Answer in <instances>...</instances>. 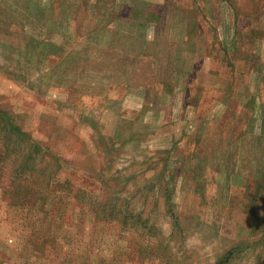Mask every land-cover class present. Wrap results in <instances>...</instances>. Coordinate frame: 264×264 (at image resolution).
Returning <instances> with one entry per match:
<instances>
[{
    "label": "rangeland",
    "instance_id": "374dc122",
    "mask_svg": "<svg viewBox=\"0 0 264 264\" xmlns=\"http://www.w3.org/2000/svg\"><path fill=\"white\" fill-rule=\"evenodd\" d=\"M0 108V264H264V0H0Z\"/></svg>",
    "mask_w": 264,
    "mask_h": 264
},
{
    "label": "clouds",
    "instance_id": "9594fccd",
    "mask_svg": "<svg viewBox=\"0 0 264 264\" xmlns=\"http://www.w3.org/2000/svg\"><path fill=\"white\" fill-rule=\"evenodd\" d=\"M171 226L165 225L164 235L167 237L170 235ZM186 251L189 252H198L201 255L210 254L213 248V244L211 242H205L202 235L200 233H194L187 238L184 245Z\"/></svg>",
    "mask_w": 264,
    "mask_h": 264
},
{
    "label": "trees",
    "instance_id": "16d2710c",
    "mask_svg": "<svg viewBox=\"0 0 264 264\" xmlns=\"http://www.w3.org/2000/svg\"><path fill=\"white\" fill-rule=\"evenodd\" d=\"M4 113H5V111L2 110V109L0 108V115L3 116ZM5 117H6V116H5ZM6 118H8V117H6ZM15 127H16V126H15ZM15 127H14V131H15V133L20 134V133L18 132V130H17ZM11 128H13V126L9 124V128H8V129H11ZM33 147L36 149V146H35V145H34ZM34 152H36V151H34Z\"/></svg>",
    "mask_w": 264,
    "mask_h": 264
}]
</instances>
